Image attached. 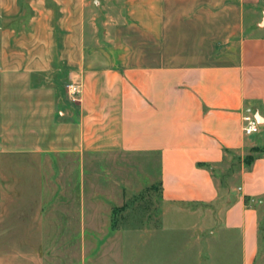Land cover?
Listing matches in <instances>:
<instances>
[{"label": "crops", "instance_id": "crops-1", "mask_svg": "<svg viewBox=\"0 0 264 264\" xmlns=\"http://www.w3.org/2000/svg\"><path fill=\"white\" fill-rule=\"evenodd\" d=\"M0 73L55 107L76 83L82 153L157 158L158 223L102 264L264 263V0H0ZM4 154L0 264H54L41 152Z\"/></svg>", "mask_w": 264, "mask_h": 264}, {"label": "rangeland", "instance_id": "rangeland-1", "mask_svg": "<svg viewBox=\"0 0 264 264\" xmlns=\"http://www.w3.org/2000/svg\"><path fill=\"white\" fill-rule=\"evenodd\" d=\"M67 83L55 107L44 94L14 92L12 76L0 73V150L5 157L41 152L44 233L54 264H102L119 253L124 230L158 223V163L140 154L82 153L77 126L63 116L65 104L76 103Z\"/></svg>", "mask_w": 264, "mask_h": 264}, {"label": "built area", "instance_id": "built-area-1", "mask_svg": "<svg viewBox=\"0 0 264 264\" xmlns=\"http://www.w3.org/2000/svg\"><path fill=\"white\" fill-rule=\"evenodd\" d=\"M66 91L72 102H77L79 98V86L76 83L66 85ZM242 132L246 136H251L259 132V124L251 115H244L242 118Z\"/></svg>", "mask_w": 264, "mask_h": 264}]
</instances>
